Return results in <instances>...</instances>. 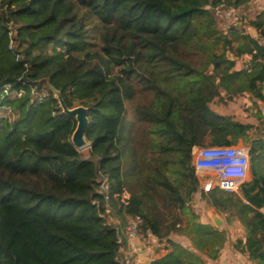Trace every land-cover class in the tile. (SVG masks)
I'll return each instance as SVG.
<instances>
[{"label": "trees", "instance_id": "obj_1", "mask_svg": "<svg viewBox=\"0 0 264 264\" xmlns=\"http://www.w3.org/2000/svg\"><path fill=\"white\" fill-rule=\"evenodd\" d=\"M248 2L0 0V264H126L127 217L140 218L139 234L172 247L173 233H193L197 248L225 240L195 220L185 231L176 222L162 226L133 193L126 204L117 201L131 185L124 163L134 156V122L126 103L138 93L151 98L135 107L136 121L147 123L154 145L172 152L190 180L182 196L159 168L144 174L139 167L136 177L182 210L199 186L191 147H248L251 178L239 195L214 190L205 200L242 225L244 239L233 249L264 264V115L251 124L210 108L244 92L264 101V8L247 21L257 38L238 20L220 32L214 15ZM243 55L248 66L234 70ZM49 86L68 108H87L86 157L70 141L75 119ZM147 264L186 263L170 251Z\"/></svg>", "mask_w": 264, "mask_h": 264}, {"label": "rangeland", "instance_id": "obj_2", "mask_svg": "<svg viewBox=\"0 0 264 264\" xmlns=\"http://www.w3.org/2000/svg\"><path fill=\"white\" fill-rule=\"evenodd\" d=\"M263 7H264V0H249V2L246 5L236 10L218 8L214 12L217 29L222 33H226L230 25L234 24L238 20L242 22L241 29L246 34H249L252 37L257 38L258 37L257 34L250 26L247 25V21L250 18H253L254 15L258 11H260ZM259 42L264 45V39H259ZM217 50L219 51L220 48L218 47ZM227 55L228 57L231 58V55L228 52ZM249 59L250 57L248 55L241 56L239 59L236 60L234 70L240 71L246 69V67L248 66ZM248 95L250 94L244 92L240 96L235 97L233 100H224V101L216 100L214 103H210V108L214 110L216 113L223 115H231L239 121L254 122L256 124L257 123L256 118L251 117L249 115L250 106L249 108L246 107V104L248 103L247 100ZM150 98L151 97L146 93H138L131 101L126 103L128 116L134 122V126L132 128V133H131L133 135L132 144L134 146V156L133 157L130 156V158L128 156L130 160L129 161L130 165H127L128 163H124V169L127 170V168H131V173L129 174V176L132 177L131 178L132 180L129 179L131 185L129 187L126 186L124 188V191L120 195H115V197L116 199L117 197H120L117 200L119 203L123 201L124 204H126L125 201H127V199L129 198V194L131 195V193H133L134 195L140 198L144 212L147 213L149 216L157 217L162 222V226L164 225L167 226L172 222H176L177 223L176 227H179V229L185 231L186 224L190 223L192 220L199 222L202 217H205V215H207L206 212L207 203L205 200V195L199 191V194L197 196L193 195L191 199L187 200L186 204L189 207V210L187 209L182 210L181 208H179L169 200L167 191L162 190L160 187L150 188L149 186L148 187L142 186L144 185L143 184L144 180L136 177V173L139 167L141 168L144 174L146 172H152L154 168H159L167 175L169 180L178 187L182 196H184L185 186L190 180L189 176L185 177L186 175H183V173L180 171L179 165L177 163V158L175 155H173L172 152H167V151L162 152L158 147L154 145L152 140L155 139V137L147 129L148 126L147 123L137 122L136 118L134 117L135 107L137 105L148 104ZM40 99L41 98L39 97V100ZM237 146L243 147L244 150L248 152V147L242 145L240 141L237 143ZM88 148L89 147H85L79 152H81L83 156L86 157L88 155ZM260 171L264 173V159L260 162ZM196 176L198 178L200 185L202 178H200L197 173ZM250 178L251 176H250V167H249L246 181H249ZM117 207H119L118 204ZM227 211L225 213H228ZM194 215H196V219L193 218ZM224 217L225 219H228V217L226 216ZM106 220L109 223L117 222L114 217L106 216ZM126 220L128 223L130 221H133L131 218L128 217L126 218ZM141 235L142 234H139L138 232L136 233V235L130 237L127 236L129 241L132 240L135 241L133 247L137 251H138V247L136 243L140 242L141 240L140 237L143 236ZM171 235H176L178 237L185 236V238H188V233L186 234V232L183 234L173 233ZM147 241L148 242L146 244V247L148 248V251H154L153 247L156 246L158 252L157 256L163 253L162 251L164 249L163 247L166 246V243L164 241L163 242L165 244H162L161 246L156 245L155 242H151L149 240ZM154 256L156 255L154 254ZM130 262L131 259H129L127 263L125 258L126 264H130ZM132 264H134V262Z\"/></svg>", "mask_w": 264, "mask_h": 264}, {"label": "crops", "instance_id": "obj_3", "mask_svg": "<svg viewBox=\"0 0 264 264\" xmlns=\"http://www.w3.org/2000/svg\"><path fill=\"white\" fill-rule=\"evenodd\" d=\"M262 94L264 95V84L262 85ZM247 100L248 103L246 104V107L249 108L250 106L249 115L251 117L256 118L255 115L257 113H261L262 115H264V101L255 100L254 98L250 97V95H248ZM247 123L255 124L254 122ZM206 207L207 209L214 208L208 204ZM218 213L220 214L219 216L223 221L222 225L219 228H216L214 226L212 220L208 217V215L202 217L198 223L213 227L217 231L224 233L226 238L222 243L215 245L206 243L201 248H197L195 243H193L192 238L195 236L193 233L188 234V238H185V236L178 237L176 235L169 236L168 240L172 241L175 244L174 247H172L166 239L158 240L153 235L146 233L143 236L141 235L143 238L140 237V242L137 241V251L133 247L135 241H129L123 228L122 233L123 237L126 240V246L122 249V253L124 254V258H126V262L128 263L129 259H131L130 264H132L133 262L134 264H147L151 260L159 258L170 251H175L180 255V257L186 264H256L255 262L249 261L246 255L241 254L233 249V244L238 239H244V231L240 222L234 217H232L230 220L225 219L224 216L227 217V213L225 212ZM147 240L155 242L158 246L166 243V246H164V249L162 250L163 253L157 256L158 252L156 246L153 247L154 251H148V248L146 247V244L148 242ZM214 250H216L217 252L212 254V251ZM154 254L156 256H154Z\"/></svg>", "mask_w": 264, "mask_h": 264}, {"label": "built area", "instance_id": "obj_4", "mask_svg": "<svg viewBox=\"0 0 264 264\" xmlns=\"http://www.w3.org/2000/svg\"><path fill=\"white\" fill-rule=\"evenodd\" d=\"M191 165L202 178L198 190L204 195L214 190L239 195L241 184L247 180L250 158L248 152L237 145L193 146L191 147ZM110 212V208L106 207L105 213ZM131 219L133 221L127 222L124 228L128 237L138 233L140 223L139 217Z\"/></svg>", "mask_w": 264, "mask_h": 264}, {"label": "water", "instance_id": "obj_5", "mask_svg": "<svg viewBox=\"0 0 264 264\" xmlns=\"http://www.w3.org/2000/svg\"><path fill=\"white\" fill-rule=\"evenodd\" d=\"M50 90L53 93L54 99L57 100L58 106L61 109L62 113L68 116H72L75 119V128L71 134L70 141L73 147L77 151H81V149L85 147H89V143L86 141L85 138V130L88 124V110L86 107L83 106H76L73 108H68L58 90H55L53 87L49 86ZM199 194V190H197L194 196ZM208 217L212 220L214 226L219 228L223 221L220 214L214 208H208L206 210Z\"/></svg>", "mask_w": 264, "mask_h": 264}, {"label": "bare ground", "instance_id": "obj_6", "mask_svg": "<svg viewBox=\"0 0 264 264\" xmlns=\"http://www.w3.org/2000/svg\"><path fill=\"white\" fill-rule=\"evenodd\" d=\"M82 150V149H81Z\"/></svg>", "mask_w": 264, "mask_h": 264}]
</instances>
